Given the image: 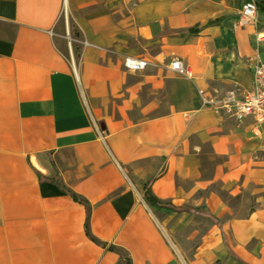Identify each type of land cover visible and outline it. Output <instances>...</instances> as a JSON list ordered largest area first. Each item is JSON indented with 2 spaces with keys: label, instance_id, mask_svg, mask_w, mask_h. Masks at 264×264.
Segmentation results:
<instances>
[{
  "label": "crops",
  "instance_id": "1",
  "mask_svg": "<svg viewBox=\"0 0 264 264\" xmlns=\"http://www.w3.org/2000/svg\"><path fill=\"white\" fill-rule=\"evenodd\" d=\"M252 2L0 0V264H264V128L198 94L251 88ZM126 56L152 64L134 72ZM176 57L194 79L169 69ZM148 182L196 211L153 209Z\"/></svg>",
  "mask_w": 264,
  "mask_h": 264
},
{
  "label": "built area",
  "instance_id": "2",
  "mask_svg": "<svg viewBox=\"0 0 264 264\" xmlns=\"http://www.w3.org/2000/svg\"><path fill=\"white\" fill-rule=\"evenodd\" d=\"M67 14L66 6L63 9ZM259 9L256 2L247 4L242 12L240 25L258 23ZM256 55L248 59L252 66V86L244 88L238 83L232 84L225 92H210L205 88H198L202 107L215 111L222 119H232L238 123L249 120L254 131L264 128V55L261 46L264 44V31L255 35ZM152 62L145 57L126 56L123 65L131 71L146 69ZM169 69L194 79V70L182 58L176 57L169 63Z\"/></svg>",
  "mask_w": 264,
  "mask_h": 264
},
{
  "label": "trees",
  "instance_id": "3",
  "mask_svg": "<svg viewBox=\"0 0 264 264\" xmlns=\"http://www.w3.org/2000/svg\"><path fill=\"white\" fill-rule=\"evenodd\" d=\"M258 6L259 11L264 12V0H254ZM223 21V17H218L216 19H210L205 24H196L192 27H189L187 29L181 30V32H188L190 34H199L204 28L210 26V25H217L220 24ZM58 183L64 187V185L59 181V179H56ZM65 189V187H64ZM145 199L148 202V204L155 210H158L160 212L164 213H172V212H180V211H190L194 212L196 210L192 209H186L183 207H177L171 204L170 202L164 201L157 197L150 189L149 182L145 184ZM80 200V199H79ZM83 201V200H82ZM127 264H130V260H126Z\"/></svg>",
  "mask_w": 264,
  "mask_h": 264
},
{
  "label": "rangeland",
  "instance_id": "4",
  "mask_svg": "<svg viewBox=\"0 0 264 264\" xmlns=\"http://www.w3.org/2000/svg\"><path fill=\"white\" fill-rule=\"evenodd\" d=\"M62 15L60 22H59V31L64 33V41L65 43L63 44L66 53L69 55V57L72 59L74 64L77 65L79 56H80V44L78 42V28L76 27L75 22L73 21V18L71 17V14L69 15L68 12L65 15ZM65 16V17H64ZM264 28V25H263ZM262 55H264V50L262 49ZM171 62V61H170ZM249 121L243 122V126L247 125ZM264 134V133H263ZM262 134V135H263ZM222 159L217 158V162H220Z\"/></svg>",
  "mask_w": 264,
  "mask_h": 264
},
{
  "label": "bare ground",
  "instance_id": "5",
  "mask_svg": "<svg viewBox=\"0 0 264 264\" xmlns=\"http://www.w3.org/2000/svg\"><path fill=\"white\" fill-rule=\"evenodd\" d=\"M66 5H67V0H66Z\"/></svg>",
  "mask_w": 264,
  "mask_h": 264
}]
</instances>
